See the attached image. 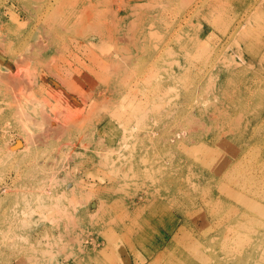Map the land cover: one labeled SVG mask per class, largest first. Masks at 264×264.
Here are the masks:
<instances>
[{"label":"rangeland","instance_id":"374dc122","mask_svg":"<svg viewBox=\"0 0 264 264\" xmlns=\"http://www.w3.org/2000/svg\"><path fill=\"white\" fill-rule=\"evenodd\" d=\"M258 244L264 0H0V264H264Z\"/></svg>","mask_w":264,"mask_h":264},{"label":"bare ground","instance_id":"6f19581e","mask_svg":"<svg viewBox=\"0 0 264 264\" xmlns=\"http://www.w3.org/2000/svg\"><path fill=\"white\" fill-rule=\"evenodd\" d=\"M16 147H18V146H16ZM202 229L203 228H201L200 231H203ZM180 232H181V228H177V226L175 225L174 227L169 229L166 236H168V239L172 238V237L177 239ZM166 236H162V241L158 245H152V246L146 248V253H148L150 255V257H153L154 255H156L157 253L160 252L161 245L164 244L165 240H167ZM259 247H260V244H258V246L255 247V251L257 254L261 255V253H264V248H262V247L259 248ZM254 254H255V252L252 254V257H254ZM139 260H140L139 264H143L146 261V256L140 255Z\"/></svg>","mask_w":264,"mask_h":264}]
</instances>
